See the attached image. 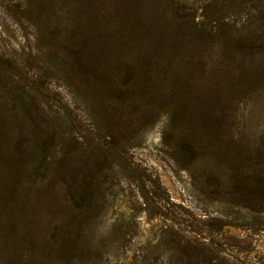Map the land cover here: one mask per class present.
I'll return each instance as SVG.
<instances>
[{"label": "rangeland", "instance_id": "rangeland-1", "mask_svg": "<svg viewBox=\"0 0 264 264\" xmlns=\"http://www.w3.org/2000/svg\"><path fill=\"white\" fill-rule=\"evenodd\" d=\"M13 90L0 264H264V0H0Z\"/></svg>", "mask_w": 264, "mask_h": 264}, {"label": "trees", "instance_id": "trees-1", "mask_svg": "<svg viewBox=\"0 0 264 264\" xmlns=\"http://www.w3.org/2000/svg\"><path fill=\"white\" fill-rule=\"evenodd\" d=\"M7 94L8 95L11 94V98H9L8 102H7V99L5 97H3V99L0 97V108L3 109V106L4 107H8L9 106L10 110H8V111H11V112L17 111V103L19 101L18 98H17V97H19L18 94L14 90H13V92H7ZM3 100H5V102H3ZM8 111H7L6 115L8 117H10ZM4 121H5V118H4V116H2V113H0V168H1L2 172L8 174L9 173L8 166H13L14 167L16 165V163H17L16 161H21V162L23 161V163L25 164V160H23V158H21L22 150H21V146H20L19 142L17 141V139H19L21 137V135H22V131H21L20 125L19 126L18 125L14 126V129H15V132L13 134L14 138L10 139V140H12V144L9 145V146H3L1 137H2V135L7 136V129L6 128H8V123H6L7 121H5V122ZM63 155H64V153H61L60 159H61V157ZM51 163H54V162H51ZM50 167H51V171L48 170L47 174H49V171H50V173L53 172L54 174H56V176H60L61 178L63 177L62 173L58 172L59 169L57 170L56 168H53L52 165ZM18 172L19 171H15L14 170V174L15 175L18 174ZM29 176L26 177L25 181L22 180V181H20L18 183H21L22 187L24 185H26V186L30 185V187H33L34 186L33 183H36V182L35 181H31V178ZM48 180H49V176H48V179H46V181H48ZM14 181H17V179H14ZM14 181L9 186V188H10V199H12L11 196H13V195H15L17 193V188L15 187L16 183ZM55 184L56 185L59 184L60 187H62V189H65L66 187H68L67 186L68 184H65L64 181H62V183H61V181H58V184L57 183H55ZM5 190L6 189L3 188V185L0 184V198H1L2 194H5ZM27 193L28 192H23L22 200L25 199ZM79 196H80V194H78V193H71L70 196H69V200L73 201L74 204L76 205V208L74 210H72L73 214L77 213L82 208V203L79 200L80 199ZM29 198L30 197H28L26 200H28ZM9 203L11 205V207H10L11 210H15L17 208V205L15 204V200H11V201H9ZM4 219L6 220V218H4ZM19 220H20V218L16 217L12 221H10V223H9L10 227H9V229H7L8 233H10L12 230H14V229H11V228L13 226H16V224H18L17 222ZM3 221L4 220H2L1 222H3Z\"/></svg>", "mask_w": 264, "mask_h": 264}]
</instances>
